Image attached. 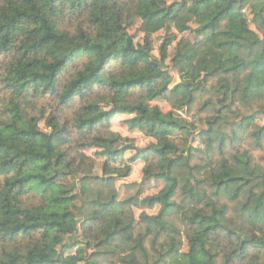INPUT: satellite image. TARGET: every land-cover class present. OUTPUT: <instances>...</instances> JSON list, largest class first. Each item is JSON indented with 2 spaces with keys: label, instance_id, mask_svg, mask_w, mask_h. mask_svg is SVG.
Wrapping results in <instances>:
<instances>
[{
  "label": "trees",
  "instance_id": "trees-1",
  "mask_svg": "<svg viewBox=\"0 0 264 264\" xmlns=\"http://www.w3.org/2000/svg\"><path fill=\"white\" fill-rule=\"evenodd\" d=\"M74 15L89 27L63 28ZM136 19L143 43L127 30ZM162 29L156 56L151 35ZM2 54L13 59L0 119V264H264V0H3ZM167 65L181 78L172 87ZM45 96L83 104L65 123L26 109ZM157 98L171 110L152 105ZM120 114L153 141L139 148L113 131ZM89 147L105 158L102 175L72 155ZM128 151L145 159L141 185L160 180L159 192L119 200L117 181L131 168L109 161ZM68 175L76 189L61 180ZM29 193L36 205L24 202Z\"/></svg>",
  "mask_w": 264,
  "mask_h": 264
},
{
  "label": "rangeland",
  "instance_id": "rangeland-1",
  "mask_svg": "<svg viewBox=\"0 0 264 264\" xmlns=\"http://www.w3.org/2000/svg\"><path fill=\"white\" fill-rule=\"evenodd\" d=\"M3 0H0L2 2ZM248 19L250 21V26L252 29L257 30L256 25L252 22V15L250 13H247ZM61 25L63 28H66L72 32L76 31L79 26H83L84 28H88V23H85L84 18H80L79 16H67L62 22ZM140 25L141 21L139 19H136L132 24L127 26V30L132 36L134 37V40L136 43H143L144 40V33L140 31ZM192 27L195 28L196 24H192ZM171 32H176L175 30H171ZM177 33V41L180 38H186L191 41H195V34L193 31L188 30L184 33ZM167 34V31L165 29H162L156 33H153L151 35L152 39V46H153V54L156 56H159V47L162 43L164 36ZM177 41L174 43V45L170 48V53L174 51V47L177 43ZM13 59L11 54H2L0 55V119H2L5 116V109L6 105L8 104L9 100L12 97V93L6 88L3 77L7 73V67L11 60ZM87 59L85 57L78 58L74 63H72L68 69L60 76V81L58 84V88L61 89L70 79L71 77L76 74L78 70H81L86 63ZM167 64L169 63V60H167ZM167 69L172 76V80L169 84V87H172L173 85L177 84L181 81L180 75L178 71L171 65H167ZM119 64L113 63L111 66H109V70H118ZM98 93L105 95L106 91L105 89L97 88L94 96H98ZM141 90H137L135 93V97L140 96ZM83 104V101L79 98H77L72 105L69 107H64L58 105L56 101L53 99L52 96H45L38 98L33 102L32 105L28 106L26 109L29 112L32 113H38L41 112V114L45 115V118L50 113H55L60 118L61 122H70L73 120L75 113L81 108V105ZM152 105H158L164 112H168L171 110V107L169 106L168 102L162 98H157L151 101ZM175 114L189 122H191L189 118L185 115L183 111L175 110ZM132 117V115L129 114H120L117 115L113 122H112V130L116 131L120 134H122L125 137H130L134 140L135 144L139 148L146 147L149 143L153 141L152 138L145 135L140 130L131 129L128 127V124L126 120L128 118ZM259 123L264 124V116H259ZM40 126L44 129H47L45 126V119L40 122ZM49 130V129H47ZM179 139V138H178ZM194 145H198V142L194 143ZM96 149L95 148H85V149H79L74 152H72V155L77 157L79 160V154L84 153L86 156H88L90 159H86L87 161V171L91 169V172L93 174H99L102 175V168L105 162V158L97 156L95 154ZM110 165L113 167H116L118 169H123L127 167L128 165L131 168V171L128 176L124 178H120L117 181V187L119 190V200H123L132 196H136L138 191L141 189L142 193L139 196L140 198L145 197L149 194H154L159 192L163 186L164 183L162 181H157L154 179H151L149 182L141 185L142 178H143V168L145 165V159L141 155H135L134 151H128L123 157H117L115 159H112L109 161ZM67 186L72 187L76 189V185L78 183V177L75 175H68L65 178L61 179ZM24 202L28 206L36 205L39 202V196L36 193H29L24 197ZM159 207L156 206L153 209H144L148 213L155 214L158 212ZM142 208L138 205L134 207L135 216L138 217L140 213L142 212ZM241 237L248 236L243 231H239ZM25 239L21 238L20 241L24 243ZM225 245H228V240H223ZM185 248L184 250H187V242H185ZM3 245V242L0 240V249ZM257 249H250V254H254Z\"/></svg>",
  "mask_w": 264,
  "mask_h": 264
},
{
  "label": "water",
  "instance_id": "water-1",
  "mask_svg": "<svg viewBox=\"0 0 264 264\" xmlns=\"http://www.w3.org/2000/svg\"><path fill=\"white\" fill-rule=\"evenodd\" d=\"M242 235V234H241ZM244 240H248V236H244Z\"/></svg>",
  "mask_w": 264,
  "mask_h": 264
}]
</instances>
